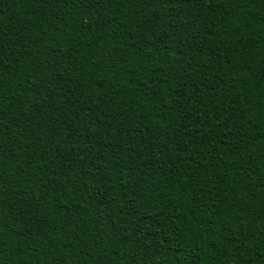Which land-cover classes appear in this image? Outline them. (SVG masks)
<instances>
[{
  "label": "trees",
  "instance_id": "16d2710c",
  "mask_svg": "<svg viewBox=\"0 0 264 264\" xmlns=\"http://www.w3.org/2000/svg\"><path fill=\"white\" fill-rule=\"evenodd\" d=\"M0 264H264V0H0Z\"/></svg>",
  "mask_w": 264,
  "mask_h": 264
}]
</instances>
